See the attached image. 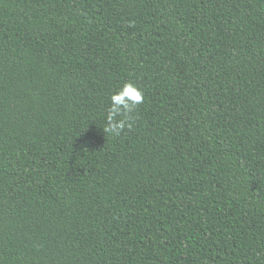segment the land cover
Masks as SVG:
<instances>
[{
  "label": "trees",
  "instance_id": "obj_1",
  "mask_svg": "<svg viewBox=\"0 0 264 264\" xmlns=\"http://www.w3.org/2000/svg\"><path fill=\"white\" fill-rule=\"evenodd\" d=\"M0 264H264V0H0Z\"/></svg>",
  "mask_w": 264,
  "mask_h": 264
},
{
  "label": "clouds",
  "instance_id": "obj_2",
  "mask_svg": "<svg viewBox=\"0 0 264 264\" xmlns=\"http://www.w3.org/2000/svg\"><path fill=\"white\" fill-rule=\"evenodd\" d=\"M144 100V91L132 80H126L109 96L103 132L119 136L125 129L131 131L136 119L135 113Z\"/></svg>",
  "mask_w": 264,
  "mask_h": 264
}]
</instances>
